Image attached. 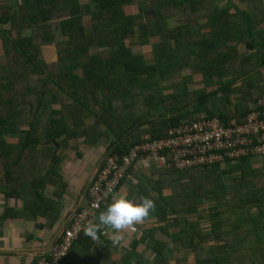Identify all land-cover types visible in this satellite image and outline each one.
<instances>
[{"label":"trees","instance_id":"1","mask_svg":"<svg viewBox=\"0 0 264 264\" xmlns=\"http://www.w3.org/2000/svg\"><path fill=\"white\" fill-rule=\"evenodd\" d=\"M4 1L0 173L4 171L5 183L10 177L17 180L11 175L17 165L21 170L40 155L49 159L51 172L66 139L94 142L111 135L106 154H122L181 120H224L231 113L241 119L264 96V83L248 76L264 67V0H239L241 7L219 5L218 0H89L97 9L87 13L81 0ZM132 6L136 10L127 14L124 7ZM56 9L59 16H53ZM145 12L151 17L143 21ZM53 27L60 32L59 42ZM23 28H30L25 35ZM132 37L133 44L149 49L150 60L132 51L126 42ZM240 42L247 53L238 54ZM208 86H214L212 92ZM249 158L227 167L162 169L152 185L156 194L146 196L166 221L169 215L199 214L198 204H204L206 215L185 218L179 235L181 247L191 251L197 264H264V171ZM234 172L240 175L232 177ZM203 219L207 227L200 223ZM151 240L157 259L147 264H162L167 242ZM135 263L145 264L140 259Z\"/></svg>","mask_w":264,"mask_h":264},{"label":"crops","instance_id":"2","mask_svg":"<svg viewBox=\"0 0 264 264\" xmlns=\"http://www.w3.org/2000/svg\"><path fill=\"white\" fill-rule=\"evenodd\" d=\"M29 29L23 28L22 34L28 33ZM0 49L2 53L1 41ZM194 78L199 77L194 75ZM11 141L15 142V139ZM108 141V137L103 136L94 142L82 138L66 139L58 146V161L51 172L48 170L49 159L40 155L36 161L28 160V165L22 166L21 170L14 165L15 171L11 175L17 176L15 182L10 177L5 183L1 180L5 173H0V264H36L48 252L66 226L69 215L85 205L87 185L103 163ZM249 159L254 168L264 171V156ZM161 172L162 169L154 167L129 169L116 192L136 198L154 195L156 191L152 185L158 183ZM40 177L46 180L38 184ZM8 190L14 192L9 194ZM199 207V214H182L177 219L169 215L168 221L161 220L154 209L142 222L123 229L115 243L111 231L103 229L96 240L79 237L62 264H136L138 259L147 264L157 259L149 245L153 241L151 237L167 242L162 264H197L191 251L181 247L179 235L183 232L180 227L185 218L195 221L198 215H206L204 212L207 211L202 210L204 206ZM252 209L253 213L257 212L254 205ZM200 223L208 226L207 219ZM164 226L166 231L163 232L160 227Z\"/></svg>","mask_w":264,"mask_h":264},{"label":"built area","instance_id":"3","mask_svg":"<svg viewBox=\"0 0 264 264\" xmlns=\"http://www.w3.org/2000/svg\"><path fill=\"white\" fill-rule=\"evenodd\" d=\"M260 156H264V96L241 119L231 113L224 120H181L158 138L146 136L126 153L106 154L87 185L85 205L69 215L58 238L36 264H61L74 242L84 235L83 226L93 222L130 168L185 170L214 163L230 165L244 157Z\"/></svg>","mask_w":264,"mask_h":264},{"label":"clouds","instance_id":"4","mask_svg":"<svg viewBox=\"0 0 264 264\" xmlns=\"http://www.w3.org/2000/svg\"><path fill=\"white\" fill-rule=\"evenodd\" d=\"M153 209L154 203L148 197L136 198L114 192L98 212L96 221L83 226V233L92 240H96L102 229L105 232L111 231L115 243L119 240V233L123 229L142 222L149 217Z\"/></svg>","mask_w":264,"mask_h":264},{"label":"rangeland","instance_id":"5","mask_svg":"<svg viewBox=\"0 0 264 264\" xmlns=\"http://www.w3.org/2000/svg\"><path fill=\"white\" fill-rule=\"evenodd\" d=\"M85 1H89V0H82L81 2L83 3V2H85ZM218 3H219V5H225V6H231L232 4H235V5H237L238 7H241L242 6V2H240L239 0H218ZM85 5H87V7L88 8H85ZM84 5V8H83V10L85 11V12H89V11H93L94 10V8H95V10L97 9V3L96 2H89V3H86ZM94 7L93 9L91 8V7ZM136 7L135 6H132L131 8H126V7H124V11L127 13V14H130V13H133V11H135L136 9H135ZM58 12H60V10H55V14L53 15V16H59V14H58ZM151 16H150V13L149 12H145V13H143V16H142V20L143 21H145V20H148V18H150ZM180 18V20H181V18H182V13H177L176 14V19H177V21H178V19ZM59 19V18H58ZM58 19H54V20H52V24H56L57 25V22H58ZM84 26H85V28L86 29H89L90 28V19H89V16H87V15H85L84 16ZM180 22V21H179ZM53 32H54V40L55 41H58V40H60L62 37H61V35H60V32H58L57 33V29L56 28H54L53 27ZM134 40V37H132V38H128L127 40H126V42H129V43H131V48H132V51L133 52H139V53H141V54H143L144 55V58L146 59V61H148V60H150L151 59V57H150V53H149V49H143V47H140L139 45L137 46V45H135V44H133L132 43V41ZM59 42V41H58ZM0 51H1V49H0ZM237 52H238V54H244V53H247V49H246V46H245V44H244V42H240V43H238L237 44ZM185 72H186V69H183L182 70V73L183 74H185ZM181 73V72H180ZM197 75V77H198V74H196ZM252 76V78H254V80L255 81H258V82H263L264 83V67H259V66H257L256 67V69L254 70V71H251L249 74H248V76ZM65 77L64 76H60L59 77V81L60 82H64L65 81ZM198 86H200V85H196V87H198ZM202 86V85H201ZM206 91L207 92H212L213 91V89H214V86H208V87H206ZM24 108H27V107H24ZM92 119V117L91 116H89V117H86V118H84V123L85 122H88V121H90ZM146 137V136H145ZM144 137V138H145ZM80 140H81V138H80ZM108 140L110 141L111 140V135H109V137H108ZM109 141H108V143H109ZM77 143V142H76ZM107 153V152H106ZM104 157H105V155H104ZM236 163V162H235ZM227 166H229V165H226L225 167H227ZM240 174L238 173V172H234V173H232L231 174V176L232 177H238ZM231 180V179H230ZM149 183V182H148ZM150 183H152V182H150ZM165 192H167V190L165 191ZM198 205H201V206H204V204L203 203H199ZM204 214H206V212H204ZM192 260V259H191Z\"/></svg>","mask_w":264,"mask_h":264}]
</instances>
